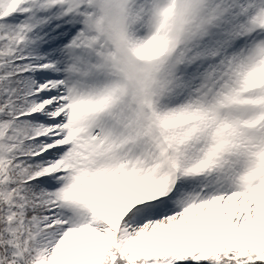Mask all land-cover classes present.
I'll return each instance as SVG.
<instances>
[{
    "label": "snow or ice",
    "instance_id": "obj_1",
    "mask_svg": "<svg viewBox=\"0 0 264 264\" xmlns=\"http://www.w3.org/2000/svg\"><path fill=\"white\" fill-rule=\"evenodd\" d=\"M0 0V264H264V0Z\"/></svg>",
    "mask_w": 264,
    "mask_h": 264
},
{
    "label": "clouds",
    "instance_id": "obj_2",
    "mask_svg": "<svg viewBox=\"0 0 264 264\" xmlns=\"http://www.w3.org/2000/svg\"><path fill=\"white\" fill-rule=\"evenodd\" d=\"M93 11L92 28L111 45V59L119 62L130 56V48L123 38L118 0H88Z\"/></svg>",
    "mask_w": 264,
    "mask_h": 264
}]
</instances>
